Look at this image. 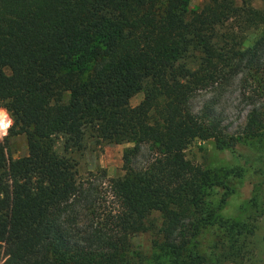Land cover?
Returning a JSON list of instances; mask_svg holds the SVG:
<instances>
[{
  "label": "trees",
  "instance_id": "trees-1",
  "mask_svg": "<svg viewBox=\"0 0 264 264\" xmlns=\"http://www.w3.org/2000/svg\"><path fill=\"white\" fill-rule=\"evenodd\" d=\"M190 1L0 0V107L10 134L27 139L18 158L0 145L2 264H132L130 236L150 229L153 212L168 264L186 255L212 217L204 200L214 179L184 150L218 129L190 100L240 71L264 87V0ZM86 127L98 140L133 144L124 175L78 178L67 154L83 149Z\"/></svg>",
  "mask_w": 264,
  "mask_h": 264
},
{
  "label": "rangeland",
  "instance_id": "rangeland-1",
  "mask_svg": "<svg viewBox=\"0 0 264 264\" xmlns=\"http://www.w3.org/2000/svg\"><path fill=\"white\" fill-rule=\"evenodd\" d=\"M235 1L238 5L251 2L261 7L260 0ZM201 4L200 0H191L189 7ZM256 34L255 30L249 31L243 47L253 42ZM195 56L188 62L192 68L198 63ZM142 98V91L134 94L130 105H137ZM190 105L195 114H209L208 123L218 122L212 136H196L184 150L187 159L209 170L214 179L204 200L212 217L190 239L186 255H181L177 263L187 264L186 256L190 253L211 264H264V164L253 160L264 156V87L248 71H240L197 90ZM3 110L10 116V123L0 145L7 156L22 157L27 154L26 136L10 134L13 119L3 107H0V128L6 123L2 120ZM83 137V149L67 154L77 163L78 178L104 173L107 179L125 174L123 154L132 143L98 140L89 127L84 129ZM143 152L132 161L134 166L144 163L148 152L145 149ZM53 153L64 154L60 136L53 140ZM150 221L149 230L130 236L132 264H168L166 252L159 247L160 214L153 212ZM4 259V247L0 245V264Z\"/></svg>",
  "mask_w": 264,
  "mask_h": 264
},
{
  "label": "built area",
  "instance_id": "built-area-1",
  "mask_svg": "<svg viewBox=\"0 0 264 264\" xmlns=\"http://www.w3.org/2000/svg\"><path fill=\"white\" fill-rule=\"evenodd\" d=\"M2 120L5 121V126H1V134H0V141L2 139V136L5 134V132L7 131L8 127H9V123H10V116L8 115V113L3 110L2 111Z\"/></svg>",
  "mask_w": 264,
  "mask_h": 264
},
{
  "label": "bare ground",
  "instance_id": "bare-ground-1",
  "mask_svg": "<svg viewBox=\"0 0 264 264\" xmlns=\"http://www.w3.org/2000/svg\"><path fill=\"white\" fill-rule=\"evenodd\" d=\"M2 124V122H0V125Z\"/></svg>",
  "mask_w": 264,
  "mask_h": 264
}]
</instances>
